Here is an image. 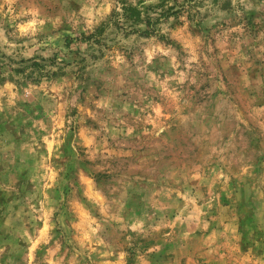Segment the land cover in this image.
<instances>
[{
    "label": "rangeland",
    "instance_id": "374dc122",
    "mask_svg": "<svg viewBox=\"0 0 264 264\" xmlns=\"http://www.w3.org/2000/svg\"><path fill=\"white\" fill-rule=\"evenodd\" d=\"M0 264H264V0H0Z\"/></svg>",
    "mask_w": 264,
    "mask_h": 264
}]
</instances>
